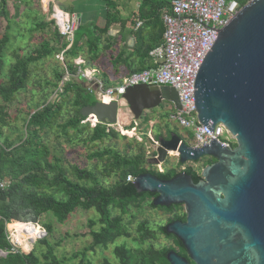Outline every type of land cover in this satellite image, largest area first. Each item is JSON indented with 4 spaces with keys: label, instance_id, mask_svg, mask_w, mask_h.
<instances>
[{
    "label": "trees",
    "instance_id": "1",
    "mask_svg": "<svg viewBox=\"0 0 264 264\" xmlns=\"http://www.w3.org/2000/svg\"><path fill=\"white\" fill-rule=\"evenodd\" d=\"M236 1L243 5L247 0ZM19 2L22 9L15 17L12 11L9 12L8 3L13 9L16 0H0V179L8 182L5 188L0 189V250L6 252V255H0V264H67V261L71 262L77 256L80 261L70 264H89L85 258L87 249L76 252L73 257L59 258L44 237L35 240L32 248L25 252L14 247L6 230L8 223L38 222L43 213H50L58 223H62L78 209L92 210L96 217L87 220L91 236L90 248H107L120 237L134 242L132 246L124 242L114 244L111 248L114 262L104 258L102 264H169L166 252L170 250L186 257L180 241L165 231L166 223L184 219V212L175 211L180 205L153 206L149 202L151 208L165 210L170 212L171 216L164 225L158 224L155 228H151L145 219L138 221L133 236L123 221L131 205L140 208L146 199L156 196L155 193L149 192L137 193L132 186V180H126L128 175L134 178L143 173H150L166 180L178 173L176 169L171 168L162 171L154 169L148 162L142 143L133 141L134 152L103 148L88 153L89 159L101 162L100 171L95 166L98 173L93 169L77 166H72L67 171L61 165L60 157L51 155L46 144L48 133L60 134L66 141L72 138L81 139L84 135L85 138L81 140L92 144L123 135L112 130L105 132L99 123L90 125L80 122L84 118L80 114L81 107L93 105L96 98L87 89L85 81L78 77H71L66 81L60 92L56 90L63 67L55 55L65 49L66 41L59 35L53 20L37 19L35 11L32 15L27 13L32 0ZM104 2L108 10L104 26L98 28L89 25L86 28L77 22L73 41L62 53L63 64L71 73H74L72 59L84 56V46L88 53L87 60L91 62L99 58L100 36L117 20L116 12L111 13L115 10V4L111 0ZM163 6L165 5L160 1L140 2L137 16L147 22L148 31L146 35L140 30L136 33L134 50L142 60V65L130 73L149 65L148 51L162 40L164 27L159 20L158 11ZM61 9L66 11L63 7ZM48 12H51L50 6ZM67 12H71V9ZM20 16L23 21L19 20ZM112 17H115V20H112ZM79 29L81 33L77 32ZM31 31H37L39 35L35 37L37 43L28 49L25 44L26 34H31ZM46 59L54 60L51 66L52 77L44 80L50 87L48 90L40 86L34 88L31 85L33 68ZM101 83L103 86L109 85L106 78L101 79ZM29 86H32V91L38 95L37 102L31 108L25 105V109L18 108L15 113H10V106L19 100L21 102L19 96L29 90ZM51 93L55 96L48 100ZM166 111L168 110L164 111L168 117ZM165 113L160 115L164 124ZM144 121L146 122L147 118H144ZM153 137L158 140L160 135L153 134ZM177 165L181 164L177 162ZM180 171L189 174L193 182L199 179L191 167H184ZM104 174L113 175L114 181L104 185L101 178ZM42 225L45 235L48 236L50 226L44 223ZM94 225L96 228H93ZM15 229L30 236L36 226L20 222ZM156 233L171 240L173 245L154 247L149 241Z\"/></svg>",
    "mask_w": 264,
    "mask_h": 264
},
{
    "label": "water",
    "instance_id": "2",
    "mask_svg": "<svg viewBox=\"0 0 264 264\" xmlns=\"http://www.w3.org/2000/svg\"><path fill=\"white\" fill-rule=\"evenodd\" d=\"M121 97L122 102L96 100L80 114L117 123L121 108L130 119H140L162 101L181 108L169 84L131 85ZM193 102L198 123L209 125L206 132L221 123L234 144L211 139L195 147L176 133L159 137L152 164L171 155L179 164L203 155L214 162L200 169L196 182L185 172L166 180L143 173L132 186L137 193H155L153 206H183L184 221H170L165 231L180 241L193 264H264V0H247L219 29L194 78ZM166 260L190 264L173 250Z\"/></svg>",
    "mask_w": 264,
    "mask_h": 264
},
{
    "label": "built area",
    "instance_id": "3",
    "mask_svg": "<svg viewBox=\"0 0 264 264\" xmlns=\"http://www.w3.org/2000/svg\"><path fill=\"white\" fill-rule=\"evenodd\" d=\"M49 6L51 9L49 19L53 20L59 35L66 41V49L73 41L77 24L76 16L64 11L52 0H42L41 7L44 11H47ZM240 6L236 0H169L167 8L160 15L164 27L162 40L148 51L149 65L146 68L129 73L114 86L104 87L101 81L95 78L94 69L83 68L84 60L80 56L72 59L74 73L69 72L63 64L62 53L65 50L63 49L55 55L63 67L56 90L60 92L66 81L71 77H78L85 81L87 89L96 100L122 102L121 95L128 86L169 84L177 91L181 108L180 110L167 108L166 110L170 111L168 118L178 127L192 131L191 145L200 147L214 139L222 145L231 147L234 144L233 136L221 123H216L211 133L206 132L205 127L209 125L202 126L198 123L193 102V82L199 66L216 39L217 32ZM140 25L141 21L136 20L135 28ZM80 122L90 125L99 123L104 127L105 132L112 130L120 135L135 136L137 140L140 139L135 134L136 129H139V119H130V123L126 126L120 122L105 121L102 123L97 121L95 116L88 115ZM148 122L150 124V120ZM141 133L139 132V135ZM146 135L150 146L145 154L151 158L156 155L153 146L158 144V141L151 135V125ZM185 164L179 165V169L182 170ZM126 180L131 181L133 178L128 175ZM7 184L6 180L0 179V189L5 188ZM6 230L14 247L21 248L13 233L7 227ZM44 232V230H39L34 237L28 239L29 245L31 240L35 242L44 235Z\"/></svg>",
    "mask_w": 264,
    "mask_h": 264
},
{
    "label": "rangeland",
    "instance_id": "4",
    "mask_svg": "<svg viewBox=\"0 0 264 264\" xmlns=\"http://www.w3.org/2000/svg\"><path fill=\"white\" fill-rule=\"evenodd\" d=\"M133 1L137 0H126V4H132ZM42 0H32V2L28 6L27 9L24 8L25 11H27L28 14L32 15L35 11V14L37 15V19L41 20H48L50 13L47 11H44L41 7ZM129 2V3H128ZM9 5V12H13L14 16L17 17L19 11L22 9L21 3L19 0H16V4L14 5V8H11L10 3ZM66 11H69V8H65ZM78 19V18H77ZM80 19V17H79ZM20 21H23V18L20 16ZM82 22L84 21V18H81ZM81 22V23H82ZM80 23V24H81ZM83 27L86 26V28L89 26L87 23L81 24ZM30 26V25H29ZM32 32V31H31ZM77 32L81 33V29L77 30ZM33 34V35H32ZM39 33L37 31L32 32L31 34H26V41L25 44L28 45V49L32 48V46L37 43L35 37H38ZM54 60L52 59H46L42 63L37 64L35 68H33V73L31 76V81L33 87H44L45 90L49 89V85H46L44 83L45 79H50L52 77L51 73V66L53 65ZM112 81L110 80L109 84ZM117 84V83H116ZM115 84V85H116ZM114 86L108 85L104 87ZM34 88L32 86H29V90L21 94L19 96V99H21V102L14 103L12 106H10L9 112L15 113L16 109L22 108L25 109L27 105L28 107H33L34 103L37 102L38 95L34 94ZM31 90V91H30ZM55 95L50 94L48 96V100L52 99ZM94 96V95H93ZM27 103V104H26ZM172 105L171 103L167 101H162L157 107H155L152 110H147L143 112V115L139 119L138 127L139 129H136V136H139L140 139L137 140L135 136L127 137L123 135V137H110L108 139H105L101 142H96L94 144L87 143L82 141V138H85L84 135L81 136V139L72 138L71 140L66 141L63 136L55 135L54 133H48L46 138V144L49 148V151L51 155L58 156L61 159V165L68 170L72 166H77L79 168H86V169H93L95 172H97L96 168L99 170L101 166V162H97L98 160L95 159H89L87 157V154L93 151L94 149H103V148H109L113 150H117L119 152L128 151V152H134L135 150V144L133 141H136L138 143H142V145L145 148V153L149 149L150 141L147 137L146 133L150 129L151 125V135H160V137H167L168 136V128L166 129L164 124V121L160 119V115L164 114L165 110L167 108L171 109ZM122 112V117L120 116L119 122L123 125H128L130 123V116L127 114L125 108L120 109ZM169 111V110H168ZM166 111L169 115V112ZM166 114V113H165ZM125 116V117H124ZM144 116V117H143ZM144 118H147V121H144ZM167 117L164 119L165 122H167ZM150 120V124L149 121ZM172 124L174 125L178 136L181 138L182 141L189 144L192 141V131L188 128H180L177 126V124L172 121ZM139 132L145 133L140 134ZM71 134V131H69ZM72 135V134H71ZM70 135V136H71ZM120 135V134H119ZM148 162L151 166H153L154 169L157 171H162L164 169H176L178 172L179 165H177L176 157L171 155L169 156L163 163L161 164H152L150 157L146 155ZM211 160L210 156L203 155L201 157V163L193 164L192 162H187L184 167H191L193 170L198 171V169L201 167L202 164L208 162ZM100 171V170H99ZM98 173V172H97ZM96 173V174H97ZM97 176H99L97 174ZM102 183L104 185H109L114 181L113 175H101ZM151 198L146 199L140 206V208H136L133 205H131L128 209V215H126L123 219L124 223H126L128 227V231L134 235V231L136 228V224L140 220H147L148 224L151 228H155L156 225L162 224L164 225L167 221V219L171 216L170 212H167L165 210L160 209H153L151 208L148 203L151 202ZM175 210V209H173ZM176 212H180V208L175 210ZM95 214L92 210L84 211L81 209L76 210L74 213H72L64 222L58 223L55 218L50 213H43L40 216V220L38 222H33L36 226L39 227V230L42 231L44 229V224H48L51 228V231L49 235H43L40 238L44 237L47 239L48 243L53 247V251L59 258H69L73 257V255L76 252H80L84 249L85 250V258L89 262V264H102V261L104 258H107L109 261L114 262V258L111 254V248L114 244H120V243H126L128 246H132L134 242H132L129 239H125L123 237L117 238L113 243L109 244L107 248H100V247H93L90 248L89 245L91 244V236L88 231V219H94ZM23 221H17L14 223V225L19 224ZM11 224V223H9ZM7 227V226H6ZM93 228H96V225L93 226ZM11 232V230H10ZM38 238V239H40ZM28 240V239H27ZM154 247H161L165 245L172 244V241L167 239L162 234L156 233L155 236L149 241ZM29 244V240H28ZM35 244V243H34ZM21 246V245H20ZM30 246V245H29ZM44 249L43 247H40ZM27 252V251H26ZM79 256L73 258V260L67 261V264L70 263H76L79 262ZM85 260V261H86ZM81 264V262L79 263ZM82 264H85L84 262Z\"/></svg>",
    "mask_w": 264,
    "mask_h": 264
},
{
    "label": "crops",
    "instance_id": "5",
    "mask_svg": "<svg viewBox=\"0 0 264 264\" xmlns=\"http://www.w3.org/2000/svg\"><path fill=\"white\" fill-rule=\"evenodd\" d=\"M58 7L70 8L71 13L75 14L76 22L81 23L84 18L88 25H95L102 28L108 13L104 0H52ZM115 4V16L117 20L112 22L105 33L100 36L99 58L93 61L87 60V50L83 47L84 60L83 68L94 69L95 78L100 80L106 78L115 85L130 71L138 69L142 65V60L137 56L134 45L137 40V31L140 30L144 35L147 34V22L138 18L137 12L141 0L126 4V0H111ZM160 1L163 6L159 11V20L161 13L168 6L169 0ZM80 17V19H79ZM78 18V19H77ZM115 20V17L111 18ZM141 21V25L135 28V21ZM121 22V23H120ZM81 23V24H82ZM162 24V21H161ZM163 25V24H162ZM98 34V33H97ZM93 54L95 49L93 48ZM115 63L116 65H114ZM148 63V61L146 62Z\"/></svg>",
    "mask_w": 264,
    "mask_h": 264
},
{
    "label": "bare ground",
    "instance_id": "6",
    "mask_svg": "<svg viewBox=\"0 0 264 264\" xmlns=\"http://www.w3.org/2000/svg\"><path fill=\"white\" fill-rule=\"evenodd\" d=\"M122 115V112L119 113V117ZM122 117V116H121ZM125 117V116H124ZM120 119V118H119ZM22 223H25V224H31V223H26V222H22ZM18 225V224H17ZM33 225V224H32ZM35 225V224H34ZM36 226V225H35ZM16 225L14 224H7V228L9 230H11V233H13V236L14 238L17 240L18 244L21 245V249L23 251H27L28 248H29V244H28V240L27 239H30L31 237H34L35 234L38 233L39 231V227L36 226V229L32 231V234L30 236L28 235H25L22 231H19V230H16L15 229Z\"/></svg>",
    "mask_w": 264,
    "mask_h": 264
},
{
    "label": "flooded vegetation",
    "instance_id": "7",
    "mask_svg": "<svg viewBox=\"0 0 264 264\" xmlns=\"http://www.w3.org/2000/svg\"><path fill=\"white\" fill-rule=\"evenodd\" d=\"M165 127H166V129L168 128V136L165 138V139H167V138H169V136H170V134L171 133H176L177 134V131H176V129H175V127H174V125L172 124V120H170V119H167V122H166V125H165ZM193 164H198L199 162L201 163V158L200 159H198L197 161H191ZM214 162V159L211 157V160H209L208 162H206V163H204V164H202V167L204 166V165H207V164H211V163H213ZM200 169H201V167L198 169V171H196V173H197V175L199 176V179H200ZM179 172H185V171H178V173ZM186 173V172H185ZM187 174V173H186ZM189 175V174H188ZM172 176H174V175H172ZM171 176V177H172ZM170 177V178H171ZM169 179V178H168ZM198 179V180H199ZM153 200V199H152ZM152 202V201H151ZM180 205V210L182 211V212H184V210H183V206L181 205V204H179ZM169 207V206H168ZM185 214V213H184ZM185 218V217H184ZM176 220H178V219H176ZM179 221H184V219L183 220H179ZM169 223V222H168ZM167 224V223H166ZM165 224V225H166ZM172 245H173V243H172ZM184 249V248H183ZM185 251V250H184ZM176 252V251H175ZM177 253V252H176ZM178 254V253H177ZM179 255V254H178ZM185 255H186V253H185ZM179 256H181V257H184V256H182V255H179ZM190 264H193L190 260H189V258L187 257V255H186V257H184Z\"/></svg>",
    "mask_w": 264,
    "mask_h": 264
}]
</instances>
